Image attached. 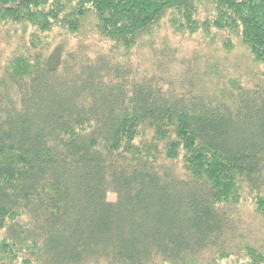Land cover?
Masks as SVG:
<instances>
[{
  "label": "trees",
  "instance_id": "16d2710c",
  "mask_svg": "<svg viewBox=\"0 0 264 264\" xmlns=\"http://www.w3.org/2000/svg\"><path fill=\"white\" fill-rule=\"evenodd\" d=\"M0 264H264V0H0Z\"/></svg>",
  "mask_w": 264,
  "mask_h": 264
},
{
  "label": "rangeland",
  "instance_id": "374dc122",
  "mask_svg": "<svg viewBox=\"0 0 264 264\" xmlns=\"http://www.w3.org/2000/svg\"><path fill=\"white\" fill-rule=\"evenodd\" d=\"M169 35V38H170V40L171 41H173V42H175V43H177V44H180V47H181V54L183 55V54H186V55H193V51L194 50H196L197 48H198V41H197V38H190L189 37V39H187V40H181V41H175V40H173V37L170 35V34H168ZM168 38V37H167ZM3 43V42H2ZM75 43H77V41H75V40H73V41H71L70 43H69V46H73L74 47V44ZM102 44V43H101ZM3 45H4V43H3ZM104 48H106V46L104 45ZM107 49V48H106ZM7 50H9V49H7Z\"/></svg>",
  "mask_w": 264,
  "mask_h": 264
}]
</instances>
